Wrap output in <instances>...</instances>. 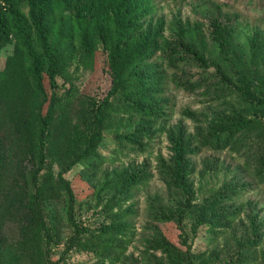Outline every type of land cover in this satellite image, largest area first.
I'll list each match as a JSON object with an SVG mask.
<instances>
[{
    "label": "rangeland",
    "instance_id": "1",
    "mask_svg": "<svg viewBox=\"0 0 264 264\" xmlns=\"http://www.w3.org/2000/svg\"><path fill=\"white\" fill-rule=\"evenodd\" d=\"M71 4L0 51V264H264V0Z\"/></svg>",
    "mask_w": 264,
    "mask_h": 264
},
{
    "label": "trees",
    "instance_id": "2",
    "mask_svg": "<svg viewBox=\"0 0 264 264\" xmlns=\"http://www.w3.org/2000/svg\"><path fill=\"white\" fill-rule=\"evenodd\" d=\"M22 1L24 0H0V51L15 41L17 46L26 52L31 59L33 72L41 82L43 79L42 67L48 66V69L53 71L58 65L55 57L56 51L53 49L51 40L54 22L52 4L54 0H25L31 10L38 14L31 18L27 17L20 7ZM125 2L126 0H76L73 5V1L67 0V4L72 3L73 9L79 13H85L77 19L82 29L81 33L85 44H87L90 30L92 32V25L89 20L96 19L100 34L106 36L107 31L113 27H119L122 21L120 12L124 10L125 13ZM127 44V41L124 42L121 39L117 43V50L126 53L127 61L131 62L132 58L138 56V53L135 50L127 51ZM40 48L43 49L40 50ZM4 93V90L0 89V101ZM256 103L261 104L262 102ZM49 121L50 119H47L46 122ZM245 124L246 121L239 122L237 128H243ZM5 147L7 148V146Z\"/></svg>",
    "mask_w": 264,
    "mask_h": 264
}]
</instances>
